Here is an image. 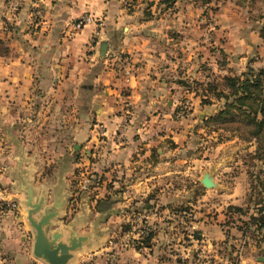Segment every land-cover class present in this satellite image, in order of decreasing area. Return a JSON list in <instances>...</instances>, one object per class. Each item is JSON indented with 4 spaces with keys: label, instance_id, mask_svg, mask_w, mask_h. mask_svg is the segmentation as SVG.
<instances>
[{
    "label": "crops",
    "instance_id": "1",
    "mask_svg": "<svg viewBox=\"0 0 264 264\" xmlns=\"http://www.w3.org/2000/svg\"><path fill=\"white\" fill-rule=\"evenodd\" d=\"M38 1L30 24L35 0L13 19L0 0V264H49L33 252L30 188L44 199L38 218L57 212L50 233L86 237L68 264H220L226 217L202 177L211 170L220 184L214 163L237 137L221 140L206 122L221 102L181 79L243 67L229 49L223 65L208 51L202 8L189 0ZM86 13L95 21L76 29ZM121 57L130 77L114 66ZM140 205L157 228L142 248L127 242L133 217L121 213ZM248 244L239 264H264Z\"/></svg>",
    "mask_w": 264,
    "mask_h": 264
},
{
    "label": "rangeland",
    "instance_id": "2",
    "mask_svg": "<svg viewBox=\"0 0 264 264\" xmlns=\"http://www.w3.org/2000/svg\"><path fill=\"white\" fill-rule=\"evenodd\" d=\"M191 1L195 2V5L198 3L202 8L199 17L202 19L203 30L205 31L203 34L204 41L208 51L210 53L215 52L213 55L216 56L217 61L222 60L221 64H225L226 55L230 56L225 52V49H229V53H232V59L236 62V66L232 67H243V71H247L248 67H254L255 72L264 69V0H189L190 5ZM146 2H152L153 5L156 4V7L160 8L164 7V2H169V0H156V2L155 0H146ZM200 68L201 71H207L208 65H200ZM234 74H238V72L209 71L207 74H201L198 78L195 77L194 81L196 82L192 84L191 89L194 87L193 90L199 93L195 86L199 87L201 84L206 86L207 81H212L211 83H216L214 85L228 91V89L230 90V83L223 77ZM262 78L264 79V73H262ZM217 79H219L218 82ZM189 86H191V82ZM182 104H188V101H183ZM231 126H239L240 128L236 130L220 128L219 137L221 140L237 137L235 139L237 149L232 150L227 147L225 155L217 157L214 164L221 168L218 175L215 176L219 177L220 184L214 181V185L207 187L210 190L214 188V192H216L214 198L220 201L218 211L221 217H226L223 224H228V217H234L236 220V225L231 224L233 228L225 227L229 233L227 238L230 245L228 242L221 244L220 264H232L236 261L239 264L241 254L243 255L245 252V246H249V240L256 243L252 237L247 242L244 238L241 240L243 237L242 230L245 229V223L251 213H260L258 207L264 205V138L249 134L250 126L245 125L240 117H236V122ZM205 173L213 177L211 170ZM233 186H237L235 190L237 202L230 204L228 194ZM237 207L242 208V210L237 209ZM121 213L128 217H147L143 205L126 207L125 211L121 209ZM151 223L153 224L154 221ZM129 224L132 226V223ZM250 233L248 235H251ZM255 233L262 240L261 244L257 246L260 255H264V228ZM233 245L238 249L233 254L235 259L230 258V262L228 253ZM262 261L264 260H259V262Z\"/></svg>",
    "mask_w": 264,
    "mask_h": 264
},
{
    "label": "trees",
    "instance_id": "3",
    "mask_svg": "<svg viewBox=\"0 0 264 264\" xmlns=\"http://www.w3.org/2000/svg\"><path fill=\"white\" fill-rule=\"evenodd\" d=\"M218 62H222V60ZM262 73H264V69L259 70V72H255L254 67H248L247 71L223 77L230 83V90L228 89V91H226L225 88L221 87V89L217 85H214L216 83H211L212 81H207L205 84L206 86L203 85L204 87L202 84L199 87L195 86L199 94L203 96V102H211L212 96L221 102L220 109L206 119L207 124L217 130L220 128L236 130L240 127H232L231 124L236 122V117H240L244 121L245 125L250 126L248 130L249 134L255 137L264 138V79L262 78ZM218 80L219 79L216 81L218 82ZM189 82H191L192 87V84L196 81L190 78ZM143 207L145 206L143 205ZM237 209L242 210L240 207H237ZM186 210L187 212H191L188 207ZM258 210L260 213L252 212L248 221H246L245 229L242 230L243 237L241 240L244 238L245 242H247V240L252 237L259 246L262 240L255 232H259L262 228H264V205L258 207ZM228 218V222L226 221L228 224H225V226L229 225L228 227L230 228L232 227L231 224L236 225L234 217ZM131 227L132 226L130 224H125L123 228L124 231H130ZM156 230L157 228L155 227L148 231L147 235L143 239V246H149L151 244ZM248 232L251 235H248ZM228 241L229 239L227 238L222 243H227ZM228 245H230L229 242ZM138 246L141 245H136V247ZM232 247L233 248L229 250L228 256L229 259L231 258L234 260L235 257L233 254L238 248L236 246L234 247V245ZM232 264L238 263L236 261Z\"/></svg>",
    "mask_w": 264,
    "mask_h": 264
},
{
    "label": "water",
    "instance_id": "4",
    "mask_svg": "<svg viewBox=\"0 0 264 264\" xmlns=\"http://www.w3.org/2000/svg\"><path fill=\"white\" fill-rule=\"evenodd\" d=\"M108 47V42L104 41L101 45L103 54ZM181 82L189 86L187 79ZM202 181L206 187L214 185V180L208 173H204ZM44 199L34 200V190H28V197L25 201L27 216L34 229L33 252L37 257L44 259L49 264H68L73 258L74 251L82 246L86 237L84 235H72L68 241L62 240V233L59 230L50 233L52 218L57 215L53 209L46 210L39 218L35 215L43 206ZM259 260H264V255H259Z\"/></svg>",
    "mask_w": 264,
    "mask_h": 264
},
{
    "label": "built area",
    "instance_id": "5",
    "mask_svg": "<svg viewBox=\"0 0 264 264\" xmlns=\"http://www.w3.org/2000/svg\"><path fill=\"white\" fill-rule=\"evenodd\" d=\"M35 7L33 9V17L30 20V24H36L37 23V19L36 17H39L42 14V6L39 3L38 0H35ZM8 5H7V15L9 17V19H13L17 12L20 9L21 6V0H7ZM91 21H95V16L92 15L91 13H86L81 15L75 22V28L79 29L82 28L86 23L91 22ZM99 33V30L96 31V34ZM123 59L121 57V59L119 58V60L114 62V66L118 69H124L125 73L127 75L133 74L132 69L128 68V67H124L123 63ZM188 104H182L179 108V113L181 115H184L188 112ZM2 200H7L6 198H4L3 196L0 197ZM12 206L16 207L17 203L16 202H12ZM132 227L131 230L129 231V234L127 235V242L133 246L136 245H141L138 246V248H142L143 247V239L145 238V236L147 235L148 231H150L152 228H155V224L151 223V221L147 218V217H133L132 221Z\"/></svg>",
    "mask_w": 264,
    "mask_h": 264
}]
</instances>
